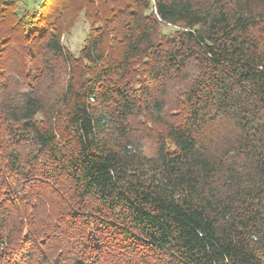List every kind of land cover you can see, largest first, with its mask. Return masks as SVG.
Wrapping results in <instances>:
<instances>
[{"label": "trees", "instance_id": "16d2710c", "mask_svg": "<svg viewBox=\"0 0 264 264\" xmlns=\"http://www.w3.org/2000/svg\"><path fill=\"white\" fill-rule=\"evenodd\" d=\"M25 1L0 0V264H264V0Z\"/></svg>", "mask_w": 264, "mask_h": 264}, {"label": "rangeland", "instance_id": "374dc122", "mask_svg": "<svg viewBox=\"0 0 264 264\" xmlns=\"http://www.w3.org/2000/svg\"><path fill=\"white\" fill-rule=\"evenodd\" d=\"M40 0H26L24 3L20 4V9L31 8L37 4ZM90 25L85 20L82 13L79 14L75 22L69 29L62 35L63 45L72 53L76 54L81 48L84 39L86 38ZM173 28L171 26H163L162 30L164 32L171 31ZM153 149L152 143L146 141L145 150L149 152Z\"/></svg>", "mask_w": 264, "mask_h": 264}]
</instances>
